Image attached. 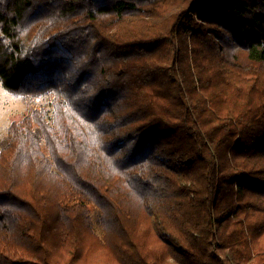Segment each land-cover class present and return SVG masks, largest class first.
<instances>
[{
  "label": "trees",
  "instance_id": "obj_1",
  "mask_svg": "<svg viewBox=\"0 0 264 264\" xmlns=\"http://www.w3.org/2000/svg\"><path fill=\"white\" fill-rule=\"evenodd\" d=\"M0 81V264H264V0H0Z\"/></svg>",
  "mask_w": 264,
  "mask_h": 264
},
{
  "label": "rangeland",
  "instance_id": "obj_2",
  "mask_svg": "<svg viewBox=\"0 0 264 264\" xmlns=\"http://www.w3.org/2000/svg\"><path fill=\"white\" fill-rule=\"evenodd\" d=\"M46 103L44 98L26 99L10 93L4 89L0 81V150L10 126L14 122L21 121L36 107ZM92 219L96 233L101 235V226L97 221V210L95 208L92 210Z\"/></svg>",
  "mask_w": 264,
  "mask_h": 264
}]
</instances>
